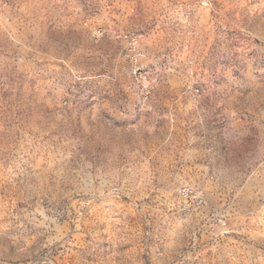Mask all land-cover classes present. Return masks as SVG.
<instances>
[{
    "label": "rangeland",
    "instance_id": "rangeland-1",
    "mask_svg": "<svg viewBox=\"0 0 264 264\" xmlns=\"http://www.w3.org/2000/svg\"><path fill=\"white\" fill-rule=\"evenodd\" d=\"M0 264H264V0H0Z\"/></svg>",
    "mask_w": 264,
    "mask_h": 264
},
{
    "label": "built area",
    "instance_id": "built-area-1",
    "mask_svg": "<svg viewBox=\"0 0 264 264\" xmlns=\"http://www.w3.org/2000/svg\"><path fill=\"white\" fill-rule=\"evenodd\" d=\"M180 193L184 197L190 194L189 196L193 197L197 204L202 203V198L199 195H196L195 193H191V190H188L187 188H182Z\"/></svg>",
    "mask_w": 264,
    "mask_h": 264
}]
</instances>
